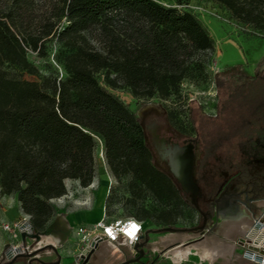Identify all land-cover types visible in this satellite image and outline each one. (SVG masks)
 <instances>
[{"label": "trees", "instance_id": "trees-1", "mask_svg": "<svg viewBox=\"0 0 264 264\" xmlns=\"http://www.w3.org/2000/svg\"><path fill=\"white\" fill-rule=\"evenodd\" d=\"M217 1L264 28V0ZM54 36L65 51L61 63L55 60L59 72L41 76L42 87L8 76L13 63L37 73L28 51L45 54ZM214 44L192 12L156 0H0L1 190L16 194L34 226L45 229L56 215L52 199L68 190L66 179L93 181L101 138L115 174H133L131 184L159 200L188 202L156 162L140 114L97 73L106 70L109 84L123 83L136 96L166 98L204 66ZM217 85L218 112L201 110L195 120L208 151L237 135L264 140V73L227 64ZM141 210L134 216H153ZM171 214L169 209L159 217L171 223Z\"/></svg>", "mask_w": 264, "mask_h": 264}, {"label": "rangeland", "instance_id": "rangeland-1", "mask_svg": "<svg viewBox=\"0 0 264 264\" xmlns=\"http://www.w3.org/2000/svg\"><path fill=\"white\" fill-rule=\"evenodd\" d=\"M156 1L167 6L186 8L206 27L215 44L214 49L207 53L208 57L204 66L193 69L182 80L180 89L166 98L159 95L152 97L136 96L123 83L113 86L106 80V70H100L97 76L106 88L140 114L145 126L156 118L165 127L169 126L176 130L180 136H194L198 133L195 120L200 111L203 110L213 115L218 112L217 77L227 64L240 63L241 69L252 75L258 72L264 73V28L253 20H243L236 17L217 0ZM185 5L188 7H184ZM217 14L221 17H218ZM64 51L65 47L54 36L47 42L45 54L34 49L28 51V59L37 67V73L30 71L21 63H13L7 65L8 76L13 79H34L42 87V75L59 72L55 60L61 63L59 56L63 55ZM111 76L113 75L111 74ZM165 111L166 116L164 115ZM101 149L102 145L99 143L97 171L93 181L88 185H83L77 178H67V192L52 199L55 214L94 209L99 205V202L102 210L106 209L110 217L135 215L136 209H142L141 211L147 209L153 216L140 219L144 220L146 230L154 229L149 232V239L157 245V250L152 252L156 264L197 263L201 254L197 253L194 248L187 257L185 256L179 262L173 261L172 250L178 246L188 247L205 241H210L212 245L214 243L212 238L215 237V243L225 245L227 252L231 251L230 244L232 242H234V253L242 251V247L235 244V240L242 234V218H227L224 224L214 226L219 218L214 216L212 221L206 225L210 229L202 233L200 227L202 215L192 204L189 194H183L188 202H184L179 197L170 202L157 199L149 190H141L137 182L131 184V181H135L133 174H115ZM262 158H264L263 139H246L237 135L228 138L225 144L212 152L210 155L211 163L206 166L204 171L215 187L221 180L222 170L231 174H240L241 179L238 184L242 190V198L244 201H249L248 204L253 212H259L264 204V164L260 162L258 166L256 159ZM155 160L158 162L157 155ZM200 179L204 182L202 176ZM250 198H253L254 201H250ZM169 209L172 211L171 223H167L159 217L162 215V211ZM242 209L241 213L251 212L246 206H242ZM23 213L25 212L21 209L16 194L4 193L0 186V254L11 243L8 233L2 228L3 221L5 219L15 221ZM167 226L176 229H165L164 227ZM195 226L199 227L197 229L191 228ZM223 226L229 228V235L233 241L220 234ZM184 227L186 229H181ZM72 239L74 246H79L78 238ZM13 242H18V239ZM65 247H61L63 252L67 250ZM207 250L208 253L214 251L211 246ZM44 255L47 258L55 257V254L52 253H45ZM208 256L206 254L202 257L206 259ZM62 261L71 264L70 257H63Z\"/></svg>", "mask_w": 264, "mask_h": 264}, {"label": "flooded vegetation", "instance_id": "flooded-vegetation-1", "mask_svg": "<svg viewBox=\"0 0 264 264\" xmlns=\"http://www.w3.org/2000/svg\"><path fill=\"white\" fill-rule=\"evenodd\" d=\"M164 115L166 116V111L164 112ZM148 129V138L151 140V144L154 149L155 156L158 157V165L162 167L164 170H166L175 180V182L180 186V183L175 178V176L170 171V165H169V159L164 158L161 156V154L156 150L155 143L153 140V136L151 133V128L155 127L159 136L161 138L165 139V143L173 144L174 142H179L180 144H188L189 142H193L195 144L194 150H195V165H194V176L196 181L199 184V190L200 194L198 196V206L196 208L199 210L200 214L202 215V224L206 223L208 224L210 219H213L214 216L219 217L220 215L224 214L222 211L219 210V208L223 205L224 200L226 198H229L234 206H238L239 210L237 214H240L243 209L241 205L242 200V190L239 188V180L241 179L240 174H231L228 171H221V180L216 185H212L209 176H207V173L204 171L207 165L211 163L210 155L211 153L208 151V149L203 145V142L201 140V136L199 133H196V135H182L176 131L171 129L169 126L165 127L162 122H159L156 118L152 119L150 123L146 124ZM258 162V166L260 162L264 164V158L262 159H256ZM257 165V163H255ZM200 176H202V179L204 182L201 181ZM182 189V188H181ZM183 190V189H182ZM184 191V190H183ZM184 193H187L190 195L189 192L184 191ZM229 215L228 213H225ZM217 224L214 223V226ZM199 227V226H198ZM208 227V226H207ZM210 229V227H208ZM206 229V230H209ZM44 234V229H38L34 230L31 234L26 236L25 242H29L30 245L33 247L36 245L37 241L42 237ZM22 235L19 238V241H22ZM142 241V240H141ZM47 243V242H46ZM154 243L149 239V242L145 245V251H146V257L147 259L146 264H156V259L152 252L153 251ZM35 247L33 250H26L24 251L25 254H22L16 258V260L11 264H44V261L50 262V261H56L60 256L53 250H51L52 254H55V257L47 258L45 257L46 250L48 247ZM38 249V250H37ZM60 250V249H59ZM38 252H41L42 254L40 256L37 255ZM30 253V254H29ZM139 254L137 251L134 255ZM4 261H6L5 253L3 251L2 254H0V264H2Z\"/></svg>", "mask_w": 264, "mask_h": 264}, {"label": "water", "instance_id": "water-1", "mask_svg": "<svg viewBox=\"0 0 264 264\" xmlns=\"http://www.w3.org/2000/svg\"><path fill=\"white\" fill-rule=\"evenodd\" d=\"M151 133L153 136L156 150L161 154L162 157L169 159L170 171L180 183V187L184 191L190 193L192 203L198 206V196L200 194V190L199 184L194 176L195 144L193 142H189L188 144H180L179 142H174L173 144L167 145L165 143V139L159 136L155 127L151 128ZM219 210L222 211L224 214L228 213L231 215H236L239 210V207L234 206L231 200L229 198H226ZM15 222L17 223L19 229L22 231V239L24 243L26 236L36 230V227L34 226L31 219H27L23 215H20ZM200 227L202 228V233H204L207 229L206 223H203ZM164 228L176 229L170 226ZM191 228L197 229L198 226ZM181 229L186 228L184 227ZM152 230H146L143 235L144 239L142 241L136 242L133 245L136 252L138 251L139 254L129 259H126L118 264H128L130 262L135 261L141 262L142 264H146V261L143 260V257L146 255L144 247L149 242V232ZM72 231L73 226L70 225L65 213H57L51 220V222L47 225V227L44 229V233L53 235L56 242H49L45 246L52 247L54 251L60 256L59 248L64 245V243L69 239L72 234ZM95 250L96 248L93 247L87 253L73 255V259L70 261L71 264H96L94 260ZM4 253L6 261H4L2 264H11L16 260L18 256L25 254L23 251L22 244L17 246L9 244V246L4 250ZM43 263L61 264V258L56 261L50 262L43 260Z\"/></svg>", "mask_w": 264, "mask_h": 264}, {"label": "built area", "instance_id": "built-area-1", "mask_svg": "<svg viewBox=\"0 0 264 264\" xmlns=\"http://www.w3.org/2000/svg\"><path fill=\"white\" fill-rule=\"evenodd\" d=\"M184 7L188 6L185 5ZM217 16L221 17L219 14H217ZM99 141L102 145L101 138H99ZM101 150L103 153V145ZM250 201H254V199L250 198ZM248 202L249 201H244L242 198L241 205L246 206L251 211V221L246 225L244 230L242 229V234L235 240V244L243 248L245 257L255 261L257 264H264V204L259 212H253ZM23 216L30 219V214L26 212L23 213ZM2 228L11 232L12 239H18V242H11L10 244L15 246L22 244L23 251L33 250L35 247L40 246L44 247L49 241L43 240V236L51 235L44 233L37 241L36 245L32 247L29 242L23 243V240L19 241L22 231L15 221L4 220ZM143 231L144 223L140 218L134 215L109 218V215L105 212L104 216L95 222L81 223L73 227L72 234L78 238L79 242V246H77L74 255L87 253L90 249L93 247L97 248L103 242L113 245L124 243L133 247L136 242L142 240ZM55 242L56 241H54V243ZM51 250H53V248L48 247L46 253H51ZM41 254V252L37 253L38 256Z\"/></svg>", "mask_w": 264, "mask_h": 264}, {"label": "crops", "instance_id": "crops-1", "mask_svg": "<svg viewBox=\"0 0 264 264\" xmlns=\"http://www.w3.org/2000/svg\"><path fill=\"white\" fill-rule=\"evenodd\" d=\"M101 207L102 206L99 202V205L96 206V208H94V209H83V210H77V211H70V212H66L65 215H66L70 225H72L74 227V226L81 224V223H92V222H95V221L99 220L100 218H102L106 212V209L102 210ZM239 217H240V219L242 218L241 227L244 230L246 225L251 221L252 214L249 212H243L241 214H236V215L222 214L219 216V218L217 220V224L218 225L224 224V222H226L227 218L233 219V218H239ZM109 218H114V217L109 216ZM141 220H143V219H141ZM5 221H13L14 222V220H10V219H8V220L5 219ZM210 221H212V219H210L209 222ZM143 223H144V220H143ZM5 231L8 233L9 241L13 242L15 239H12L11 232L7 231V230H5ZM145 231H146V226L144 223L143 235H144ZM220 234L226 238L232 239L229 235V228L227 226H225V227L223 226V230L220 231ZM74 237H75V235L71 234L69 239L64 243V245L61 246V247L66 246L65 248L67 250L65 252H63L61 250V247L59 248L60 252H61V264H66V262L62 261L63 257H70L71 260L73 259L72 257L74 255V252L76 251V248H77V246H74V244H73L72 238H74ZM143 239H144V237L142 238V240ZM215 239H216V237L212 238V240L214 242L212 245L210 242L207 241L209 243L208 248L211 246V247H213L214 251L208 253V250H207V254L209 256L206 259H205V257H202V256H205L206 254L202 255L201 252H198V248L194 246L196 244L201 245L202 243L192 244L193 247L191 249V252L194 248L196 250V252L200 253L201 255H200V260L197 263H190V264H257L255 261L244 256L243 248H242V251L234 253L233 252L234 242H232V244H230L232 247L231 251L227 252V249H226L227 247L223 244H216L214 241ZM232 241H233V239H232ZM152 242L154 243L153 251L148 250V252H155V250H157L156 243L154 241H152ZM218 245H220V247H218ZM134 254H135V249L129 244L123 243V244L113 245V244H110L107 242H103L96 248L95 254H94V256H95L94 260H95L96 264H118V263H121L122 261H124L126 259L134 257L135 256ZM146 259H147V257L144 256L143 260H146ZM173 261H175V260L173 259ZM67 262H69V261H67ZM175 262H177V261H175ZM16 264H19V263H16ZM132 264H142V263L135 261ZM186 264H189V263H186Z\"/></svg>", "mask_w": 264, "mask_h": 264}, {"label": "bare ground", "instance_id": "bare-ground-1", "mask_svg": "<svg viewBox=\"0 0 264 264\" xmlns=\"http://www.w3.org/2000/svg\"><path fill=\"white\" fill-rule=\"evenodd\" d=\"M43 240H45V241H53L54 242L55 241V238H54V236L53 237H50V235H49V236H43ZM208 244L209 243L207 241H205L201 245H197L196 244L194 246L198 248V252H201L202 255H205V254H207ZM192 247L193 246H188V247L178 246L177 248L173 249L172 250V254H174L173 259L175 261L179 262L183 257H185V256L187 257V255L191 252Z\"/></svg>", "mask_w": 264, "mask_h": 264}]
</instances>
